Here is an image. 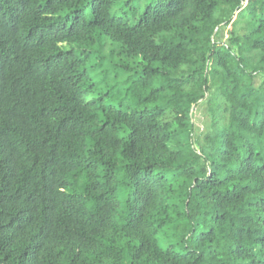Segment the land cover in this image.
<instances>
[{"label":"trees","instance_id":"obj_1","mask_svg":"<svg viewBox=\"0 0 264 264\" xmlns=\"http://www.w3.org/2000/svg\"><path fill=\"white\" fill-rule=\"evenodd\" d=\"M0 264H264V0H0Z\"/></svg>","mask_w":264,"mask_h":264},{"label":"rangeland","instance_id":"obj_2","mask_svg":"<svg viewBox=\"0 0 264 264\" xmlns=\"http://www.w3.org/2000/svg\"><path fill=\"white\" fill-rule=\"evenodd\" d=\"M247 3V1L245 2ZM237 18V13L234 19ZM230 26L221 28L218 33L223 35V40H227L229 36ZM193 123H194V138H203V136L211 130L212 115L210 112L209 104L207 100L201 101L197 106L194 107L193 112Z\"/></svg>","mask_w":264,"mask_h":264}]
</instances>
